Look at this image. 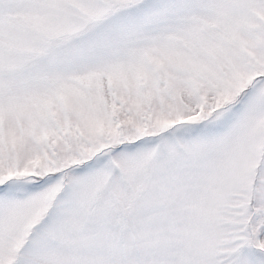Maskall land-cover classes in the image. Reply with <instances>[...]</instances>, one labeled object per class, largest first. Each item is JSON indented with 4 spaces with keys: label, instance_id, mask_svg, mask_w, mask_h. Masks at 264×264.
<instances>
[{
    "label": "snow or ice",
    "instance_id": "1",
    "mask_svg": "<svg viewBox=\"0 0 264 264\" xmlns=\"http://www.w3.org/2000/svg\"><path fill=\"white\" fill-rule=\"evenodd\" d=\"M0 264H264V0H0Z\"/></svg>",
    "mask_w": 264,
    "mask_h": 264
}]
</instances>
